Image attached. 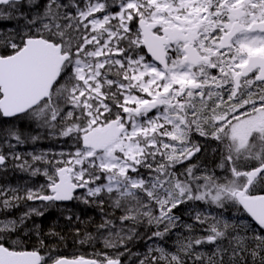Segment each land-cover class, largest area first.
<instances>
[{"label": "rangeland", "instance_id": "1", "mask_svg": "<svg viewBox=\"0 0 264 264\" xmlns=\"http://www.w3.org/2000/svg\"><path fill=\"white\" fill-rule=\"evenodd\" d=\"M146 1L148 9L157 12L159 9H166L168 0ZM104 2L105 0H82V7L77 4L72 7L56 6L52 9V24L43 22L42 28H34L35 32L40 33L53 30L59 39L67 42L64 47L73 55L69 68L74 80L69 92L66 89L68 90L70 85H67L57 92L55 102L44 105L32 116L38 118L44 112L50 113L55 108L57 110V101L65 97L67 105L65 104L66 108L59 115L61 124L40 126V136L31 140L28 145L15 149L9 144L7 149L10 152L6 155L0 154L8 158L11 164L0 171L3 173L14 170V174L8 173L9 177L21 173L23 176L18 180L19 184L26 181L16 187L0 184V203L6 211L18 213L17 222L36 220L50 209L42 204H33L32 201L44 195L47 188L54 184L55 173L63 166L72 168L73 180L86 187L85 191L77 196L78 200L110 191H115L120 196H124L123 193L136 195L131 196L135 199V205L128 208L134 216V222L150 221L149 223L165 225L172 220L171 209L183 204L184 200L192 199L193 189L181 183L180 186L177 182L179 178L172 174V168L177 167L178 171H182L185 167L182 161L190 153L187 143L190 140H200L197 136L200 134L198 130L190 134L193 128L199 129L200 119L197 117L189 122H171V126H150L142 133L137 117L140 100L152 93L151 90L157 88L162 81L186 84L191 81V77L176 78L171 74L164 76L149 67L135 54V39L126 46L124 44L125 40H130L128 28L132 26V17L138 10L135 4L131 0H111V6L108 8ZM111 7L116 10L113 12ZM12 8L1 10L0 17L16 10ZM46 11L48 13L51 10H45V15ZM69 41L71 43H68ZM63 92L66 93L63 95ZM111 101L115 105L113 108L109 104ZM195 102L199 103L196 100ZM185 103L188 104L189 101L186 100ZM213 110L216 113L217 109ZM117 117L124 119L127 129L115 145L99 154L81 147V140L87 131ZM188 124H191V129ZM211 127L208 124V137L204 148L208 152L211 150L210 143L217 141L211 135ZM233 137L242 140L240 130H235ZM202 159L203 157L197 158L191 162L187 177L189 181L191 178L203 179V186L200 182L195 185L197 191L200 188L204 190L196 195L195 200L208 202V193L214 188L217 191L212 193L215 203L227 197L230 190L241 186V174L230 169L229 174L226 171L218 173L222 174L220 177H225L227 186L211 185L208 188V177L216 176V172L211 171V174H208L205 166H198ZM239 164L242 166L244 161H238L237 165ZM36 177L37 180L34 179ZM15 224V221H10L5 226L9 228ZM212 226L216 227L217 224L213 222ZM130 229V225L117 226L110 236L120 238L123 232L124 236H127ZM110 240L105 239V243ZM53 257L49 255L46 258L53 260Z\"/></svg>", "mask_w": 264, "mask_h": 264}, {"label": "trees", "instance_id": "2", "mask_svg": "<svg viewBox=\"0 0 264 264\" xmlns=\"http://www.w3.org/2000/svg\"><path fill=\"white\" fill-rule=\"evenodd\" d=\"M81 2L82 0H24L22 4L16 5V11L12 10L11 13L0 17V57L14 54L21 49L26 38L33 37L59 43L66 50V41L59 39L53 30L40 33L35 32L34 28H42L43 22L52 24V9L56 6L72 7L77 4L82 7ZM45 5L46 10H51L48 13L46 11L47 15L44 14ZM115 10L116 8L112 7V11ZM73 80L74 76L66 67L49 101L13 120H4L0 115L1 155L10 152L7 149L9 144L19 149L39 137L40 126L61 124L59 115L66 108L65 97L57 101V110L53 108L52 112H44L38 118L32 116L44 105L55 102L57 92L67 85H70V88L66 89L69 92ZM64 93L66 92H63V95ZM109 104L112 108L115 106L113 101ZM216 143H210L209 152L204 149L205 143L203 144L202 163L208 169V174H211V171L216 172V176L209 175L208 188L211 185L227 186L225 177H220L222 174L218 173L226 171L229 174V161L234 163L233 159H230L231 155L217 152ZM10 172L12 173V170L0 173V184L16 187L26 183L25 181L19 184L18 180L23 176L21 173L9 177ZM188 173L190 172L183 169L177 170L175 174L179 178L177 182L180 186L188 185L193 189L192 199L184 200L183 204L171 209L172 220L165 225L149 223L150 221L134 222V216L128 208L135 205V199L131 196L136 195L123 193L124 196H120L117 192L110 191L83 200L75 198L60 210L58 207L50 208L36 220H28L26 224L21 225L18 231L30 235V250L37 251L42 256L52 255L54 259L83 257L101 264H105L109 259L119 261V264H264V229L257 228L237 205L234 200L237 189L230 190L227 197L215 203L212 193L217 191L214 188L208 193V202L195 200L196 195L204 191L201 188L197 191L195 185L200 182L203 186V179L198 177L189 181ZM34 179L37 180V177ZM254 191L257 190L254 188ZM258 191L264 193V187H259ZM16 215V211H6L0 203V220ZM213 222L217 224L216 227L212 226ZM128 225L131 229L127 236H124L125 232L120 238L110 236L117 226ZM105 239L111 240L105 243ZM12 240L18 241L19 238L10 239L11 242ZM154 240L156 241L153 242ZM151 242L153 243L150 244ZM5 245L11 247L7 243Z\"/></svg>", "mask_w": 264, "mask_h": 264}, {"label": "flooded vegetation", "instance_id": "3", "mask_svg": "<svg viewBox=\"0 0 264 264\" xmlns=\"http://www.w3.org/2000/svg\"><path fill=\"white\" fill-rule=\"evenodd\" d=\"M6 7H1L0 10ZM136 8L138 10L132 17V26L128 28L130 40L126 44L135 39V54L164 76L171 74L176 78L191 77V81L186 84L162 81L157 88L151 90L152 93L140 100L137 117L141 132L145 133L150 126H171V122H189L198 117L201 125L199 129L190 130V134L198 130L200 134L197 136L200 140H190L187 143L190 153L182 161L185 166L182 169L189 171L191 162L202 157L203 144L208 136V124L212 126L211 135L217 139L218 153H234L246 161L241 174L262 166L264 80L258 78V68L238 77L251 57H264V32L247 31L252 25L264 22V0H168L166 9H161L163 12H160V9L157 12L148 9L146 0H136ZM237 9L239 11L233 17L231 11ZM140 21L155 24L152 34L158 38L163 37L165 30H173L177 32L178 39H183L163 46L166 70L147 57L139 28ZM235 23L239 32L231 38L229 47H221L222 38L230 32ZM187 45L192 46L197 54L208 62H200L197 65L188 63L184 53ZM191 86L196 88H190ZM166 91L169 93L167 97L162 98V103L151 108V103L157 96ZM186 100L189 101L188 104L185 103ZM214 108L217 109L216 113L213 112ZM121 124L125 125L123 118ZM188 125L191 129V124ZM235 130H240L242 140L233 137ZM198 164L205 166L202 160ZM172 172L175 174L176 168H172ZM53 180L55 183L56 179ZM255 182L264 186V174ZM49 195L48 192L46 196ZM50 204L54 205L53 202ZM4 219L0 220V245L13 252L31 251L30 235L18 231L28 220L24 223L17 222L18 216ZM10 221H15L16 224L8 228L5 225ZM18 238V241H10ZM5 243L11 247H7Z\"/></svg>", "mask_w": 264, "mask_h": 264}, {"label": "water", "instance_id": "4", "mask_svg": "<svg viewBox=\"0 0 264 264\" xmlns=\"http://www.w3.org/2000/svg\"><path fill=\"white\" fill-rule=\"evenodd\" d=\"M21 0H0V6L10 2ZM238 10H233V17ZM155 25L139 22V28L143 37V46L147 56L158 65L165 68V53L163 45L183 40L177 37V32L165 30L162 38L152 34ZM249 31H264V23L253 25ZM239 32L235 24L230 32L221 41V47H229V42ZM167 38V39H166ZM184 53L188 63L197 65L200 62H208L199 57L192 46L187 45ZM69 60V55L62 54L60 45H54L41 38H31L24 42L21 50L9 57H0V113L4 119H13L24 115L35 108L42 101L50 97L54 84L58 81L62 67ZM260 69L258 78L264 80V58L251 57L242 74L247 75L254 69ZM192 88H196L195 86ZM168 92L158 95L152 102L151 108L161 104V98L167 97ZM125 127L119 126V120H113L100 128L88 131L82 139V147L94 152H102L116 143ZM5 160L0 156V167ZM73 170L64 167L56 172L57 182L49 188L51 196L40 197L37 201L57 204H68L74 194L84 190L83 185L72 182ZM264 173V165L248 172L245 175L247 183L245 187L235 194V200L246 216L257 228H264V194L246 195L252 183ZM0 264H41L38 253L10 252L0 246ZM51 264H98L93 260L61 258ZM106 264H118L108 262Z\"/></svg>", "mask_w": 264, "mask_h": 264}]
</instances>
